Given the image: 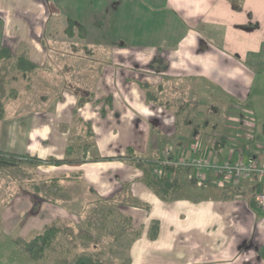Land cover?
Instances as JSON below:
<instances>
[{
    "label": "crops",
    "instance_id": "crops-1",
    "mask_svg": "<svg viewBox=\"0 0 264 264\" xmlns=\"http://www.w3.org/2000/svg\"><path fill=\"white\" fill-rule=\"evenodd\" d=\"M0 47L38 67L8 77L25 92L4 101L0 150L45 161L70 147L85 158L37 166L67 191L44 220L26 201L3 209L2 234L72 223L73 204L103 205L137 231L128 264H264V211L252 206L264 179L215 183L207 172L208 184H187L194 169L169 166L179 185L164 201L124 158L128 148L158 163L260 153L264 0H0Z\"/></svg>",
    "mask_w": 264,
    "mask_h": 264
},
{
    "label": "rangeland",
    "instance_id": "rangeland-1",
    "mask_svg": "<svg viewBox=\"0 0 264 264\" xmlns=\"http://www.w3.org/2000/svg\"><path fill=\"white\" fill-rule=\"evenodd\" d=\"M89 64L90 67H93L94 61ZM65 66L67 67V64ZM97 67L94 66L93 69L96 70ZM16 72V69L14 67H11L10 75L14 76L15 78ZM63 72L66 71L64 70ZM14 80L10 81V79H7L6 86H9L10 88H13L15 90L18 88L17 91H19V96L24 94L23 92H25V90L22 88V84L20 82L16 83L17 81L13 82ZM31 92L32 89L30 88L29 94ZM10 97L14 99L16 96L11 95ZM6 100L7 99H5L4 101ZM16 166L10 167L5 172H0V213L3 211V209H8L10 206L12 208L17 206H21V208H23L25 203L27 202L29 203V207H31L32 209L33 200L31 194L35 193V185L39 190V195H43V197H45L47 201H43L40 203V210L38 208L37 211L33 212L32 210L31 212L33 214L39 213L43 220L46 219L47 216L49 217V214H47L44 207L48 208L49 211L53 209L52 206L54 205L52 204L50 199L53 198L52 196H55L53 194L56 191L55 187H52L50 186V184L47 183L45 185L44 183L47 181L46 179L50 176H43V178H41L40 173L36 171L37 166H33L30 164H19ZM16 195H18V197H20V199L22 200L18 201L19 204L17 205L13 202L15 198L14 196ZM24 198H26L27 200ZM24 201L26 202L24 203ZM79 208V205H76V207L74 204L71 205V210L73 209L74 212H76L77 214L74 215L75 218H72V223L65 222V224H67L68 226L71 225L74 233L80 235L83 233V231L85 232V230L89 228L88 223L90 221L96 223L98 229L91 228L90 232H96L97 235L100 234L103 236L102 241L98 245L99 249H103L106 252L105 257H103L102 259L110 264H128L127 249L132 235H117L123 225L121 219L117 216L118 214H116L117 212L115 210L110 211V206L106 207L103 205H94L91 209L86 210H81V208ZM73 213L71 212V214ZM15 222L16 220L13 221L11 224H14ZM51 223H58V221H51L47 224ZM0 226H4L3 221L1 219ZM19 226L7 235L2 234V232H0V264H57L59 263V261L66 257L67 252H79L80 250L85 249V246L88 244L87 240L85 241L84 239H82V237H80L81 239H77L76 241L71 239V237L67 235L68 233L65 228L63 229L62 233L58 236V238L54 240L52 245L45 250L44 255L41 259L32 260L20 248V246H16L14 242L17 239L27 240L33 235L37 234V232L26 235L22 232V229ZM12 239L14 240V242H12ZM73 244H77V249L71 251V247L73 246ZM107 248H109V251L106 250Z\"/></svg>",
    "mask_w": 264,
    "mask_h": 264
},
{
    "label": "trees",
    "instance_id": "trees-1",
    "mask_svg": "<svg viewBox=\"0 0 264 264\" xmlns=\"http://www.w3.org/2000/svg\"><path fill=\"white\" fill-rule=\"evenodd\" d=\"M14 67L19 75H33L37 70L38 67L32 64L25 55H19L14 57L7 48L0 47V121L3 118L4 114V100L9 98L11 95L15 96L17 94L16 90L13 88L6 87V80L10 76V69ZM80 94V92H79ZM148 97V95H147ZM84 100V98H80ZM80 121V120H79ZM81 122V121H80ZM85 126L88 124L83 123ZM72 151V149H71ZM70 151V147L66 150V155L63 159H48V160H41L36 156H29V155H16L13 153H7L0 150V172H5L12 166H16L19 164H30L33 166H40L42 164H52V165H62V164H69V165H79L84 162L85 158L82 157H72V153ZM124 158L130 159L133 161L134 164L140 166L144 173L150 178L153 185L156 187L157 191L160 193L161 199L167 201L171 199L173 192L175 191L176 187L179 185L175 181H171L167 178L163 173L160 176L155 175L154 168L160 167L163 170H167L169 166H160V164L151 157H138L134 152L133 149L128 148L127 153ZM96 158L95 160H98ZM17 167V166H16ZM47 181L44 182L45 185L50 184V186L55 187L56 191L52 196L53 198L50 199L52 204L57 205V198H63L64 192L67 191L63 187H60L58 184L57 178H47ZM43 183V184H44ZM196 183L195 179H190L187 184ZM208 184V182L203 183V185ZM34 192L32 193V210L37 211L40 203L43 201H47L43 195H39V190L37 186L34 185ZM173 198V197H172ZM254 209L256 208L257 211H261L259 208L256 207L255 203L252 204ZM113 211L116 209L111 207L109 209ZM71 212H74L72 209ZM117 212V211H116ZM114 213V212H113ZM117 216L121 219L122 227L120 232L117 235H133L137 234L136 230H133L130 225V219L121 216L120 213ZM89 228L83 231L82 234L78 235L75 234L72 230L71 225L65 224V222H58V223H51L47 224L43 227L40 232L33 235L27 240H20L17 239L15 242L21 247V249L29 256L32 260H39L43 257L44 252L47 248H49L54 240L58 238V236L62 233L63 229L66 228L67 235L71 237L73 240L84 239L87 240V245L85 249L76 252L74 250L77 249V244H73L71 247V251L66 254V257L59 261L57 264H110L105 262L102 258L105 257V251L103 249H99L98 245L102 241V235H97L96 232H90V229H98L96 223L90 221L88 223ZM93 226V227H92ZM157 223H152L149 229L150 237L155 238L157 234ZM95 231V230H94ZM109 251V248L106 249ZM70 251V250H69Z\"/></svg>",
    "mask_w": 264,
    "mask_h": 264
},
{
    "label": "built area",
    "instance_id": "built-area-1",
    "mask_svg": "<svg viewBox=\"0 0 264 264\" xmlns=\"http://www.w3.org/2000/svg\"><path fill=\"white\" fill-rule=\"evenodd\" d=\"M160 166H175L180 168H191L196 172V183L203 184L207 181V172H211L214 182L226 181L228 178L246 179L256 178L264 179V146L257 156L247 159H238L236 161L227 160L219 163L216 159L178 157L174 161H164L159 163ZM170 164V165H169ZM155 175L160 176L163 169L155 167ZM255 202L258 208L264 211V194L260 193L255 196Z\"/></svg>",
    "mask_w": 264,
    "mask_h": 264
}]
</instances>
